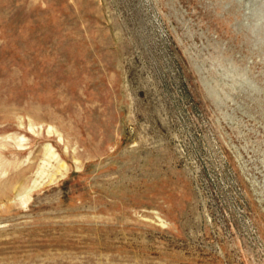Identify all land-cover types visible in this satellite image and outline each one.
I'll return each instance as SVG.
<instances>
[{"label": "rangeland", "instance_id": "1", "mask_svg": "<svg viewBox=\"0 0 264 264\" xmlns=\"http://www.w3.org/2000/svg\"><path fill=\"white\" fill-rule=\"evenodd\" d=\"M0 264H264V0H0Z\"/></svg>", "mask_w": 264, "mask_h": 264}, {"label": "bare ground", "instance_id": "2", "mask_svg": "<svg viewBox=\"0 0 264 264\" xmlns=\"http://www.w3.org/2000/svg\"><path fill=\"white\" fill-rule=\"evenodd\" d=\"M46 153L49 155L50 158H53V157H56V152L55 150L52 148V146L50 145V143H48L46 145ZM49 163V162H48ZM46 165V164H45ZM62 165H65L62 163ZM61 166V165H60ZM64 167V166H63ZM56 170H59V169H56ZM60 171V170H59ZM38 181V180H37ZM35 181V183L37 182ZM27 188V187H26ZM30 189V187H29ZM19 195V194H18Z\"/></svg>", "mask_w": 264, "mask_h": 264}]
</instances>
